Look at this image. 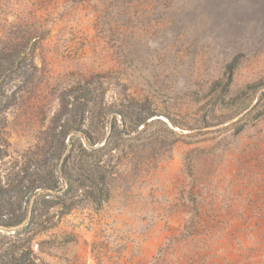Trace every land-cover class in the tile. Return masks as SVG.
I'll use <instances>...</instances> for the list:
<instances>
[{
  "label": "rangeland",
  "instance_id": "1",
  "mask_svg": "<svg viewBox=\"0 0 264 264\" xmlns=\"http://www.w3.org/2000/svg\"><path fill=\"white\" fill-rule=\"evenodd\" d=\"M0 264H264V0H0Z\"/></svg>",
  "mask_w": 264,
  "mask_h": 264
},
{
  "label": "trees",
  "instance_id": "2",
  "mask_svg": "<svg viewBox=\"0 0 264 264\" xmlns=\"http://www.w3.org/2000/svg\"><path fill=\"white\" fill-rule=\"evenodd\" d=\"M84 150H86V149H85V148H82V151H83V152H85ZM80 168H81V170H82L83 172L86 173V174H85L86 178H87V179H90V178H91V180L93 181V185H94L96 188H98V187H97L98 184H96V182L94 181L93 176H95V175H99V177H101L100 179H103L101 173L98 171L99 169H98V168L90 169L89 167H87V165H86V166H83V165H82ZM97 169H98V170H97ZM103 183H104V181L101 180V181H100L101 186H102ZM196 220H197L196 217H191V218L188 220V222H186V224L184 225L183 236H185V237H190L191 235H193V234L197 231L198 226H197V221H196ZM12 224H15V223H12ZM172 241H173V240H172ZM176 242H177V241H173V242H171L170 244H175ZM171 246H172V245H171Z\"/></svg>",
  "mask_w": 264,
  "mask_h": 264
}]
</instances>
